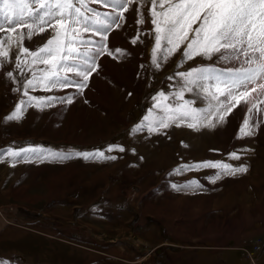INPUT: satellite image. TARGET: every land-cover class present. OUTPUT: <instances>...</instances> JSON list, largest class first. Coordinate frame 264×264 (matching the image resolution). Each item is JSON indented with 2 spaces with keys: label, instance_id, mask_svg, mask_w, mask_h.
Listing matches in <instances>:
<instances>
[{
  "label": "rangeland",
  "instance_id": "374dc122",
  "mask_svg": "<svg viewBox=\"0 0 264 264\" xmlns=\"http://www.w3.org/2000/svg\"><path fill=\"white\" fill-rule=\"evenodd\" d=\"M90 6L101 13L107 11L98 4ZM150 7V3L130 5L122 26L113 29L107 40L110 48H119L125 55L114 52L115 59L98 57V68L82 94L75 88L29 89V95L37 97L71 95V104L57 102L42 111L28 107L19 122H4L3 117L19 100H27L22 84L31 73L27 66L23 74L15 69V49L10 52V62L0 63V147L67 152L95 151L116 144L125 149L106 152L117 159L104 162L33 159L12 167L6 157L0 163V260L7 264H245L262 241L263 249L256 257L264 264V174L256 170V161L264 151V123L255 135L237 139L247 107L242 104L233 109L227 122L215 128L193 131L172 125L160 134L146 129L131 131L148 114L154 95L164 91L171 96L179 90L182 81L175 73L202 64L224 67L216 63V57H197L178 67L181 49L162 62L160 69L154 68L150 61L154 46ZM141 13L145 22L138 24ZM50 33L48 29L36 34L24 44L35 48L45 43ZM137 36V42L131 43ZM9 70L15 82L7 77ZM17 88L21 91L14 90ZM256 96L257 101L264 100ZM185 99L195 100L197 107L206 105L194 92H185ZM257 107L264 110V103L258 102ZM259 118L264 120V113ZM203 143L212 147L205 149L209 158L193 160L205 154L201 152ZM232 151L241 155L239 163L248 168L238 174L241 179L236 175L211 183L209 177L216 171L210 170L212 174L208 169L170 174L182 164L224 159ZM190 179L198 180L201 189L178 192L171 187ZM174 233L194 246L177 247L170 242ZM211 241L221 248L241 243L214 253L199 250L203 256L198 259L188 257L193 247ZM179 251L186 253L180 256Z\"/></svg>",
  "mask_w": 264,
  "mask_h": 264
},
{
  "label": "snow or ice",
  "instance_id": "6c2138e0",
  "mask_svg": "<svg viewBox=\"0 0 264 264\" xmlns=\"http://www.w3.org/2000/svg\"><path fill=\"white\" fill-rule=\"evenodd\" d=\"M138 2L151 5L150 31L154 33V46L150 61L154 68L160 69L162 62L181 52V49L182 59L178 67L197 57L204 60L216 57V63L224 67L202 64L175 73L182 81L179 90L171 96L164 91L154 95V103L148 114L131 131L136 133L146 129L150 134H160L162 129L172 125H183L193 131L215 128L227 122L233 109L243 104L247 108L237 139L255 135L256 129L264 123L259 118L264 110L258 108L257 103H264V100L248 97L252 93L264 97V0H0V33L5 34L0 36V63L10 62L13 59L10 52L15 49V69L23 74L27 66L31 73L30 78L22 84V94L27 100H19L14 110L3 117V121L19 122L28 107L42 111L57 102L71 104V95L37 97L29 95V89L39 88L50 92L75 88L82 94L98 68V57L108 55L115 59L114 52L125 55L123 50L108 46V35L122 26L124 13L129 11L130 5ZM90 4H98L107 11L101 13ZM136 11L140 13V8ZM144 22L141 13L137 23ZM48 29H51V33L45 43L35 48L25 46L26 39L30 40ZM92 36L99 39L93 40L90 38ZM138 38H133L131 43L135 44ZM39 65L46 67L39 68ZM6 75L15 82L11 70ZM168 79L173 80L174 77L169 76ZM14 90L21 91L20 88ZM185 92H194L206 102V106H194L195 100L185 99ZM170 100L175 102L169 103ZM114 150L125 151L116 144L95 151L8 148L0 154V163L5 162L6 157L10 158L8 163L12 167L20 162H32L33 159L39 162H63L82 158L85 161L104 162L117 159L116 155L105 154ZM241 151L247 152L249 149ZM229 157L232 160L241 159L237 151H232ZM200 169L217 170L209 177L211 183L248 171L246 164L234 166L222 160H206L182 164L170 174ZM171 187L179 192L188 189L195 191L202 186L198 180L190 179L185 184L173 183ZM0 264L7 262L0 260Z\"/></svg>",
  "mask_w": 264,
  "mask_h": 264
},
{
  "label": "crops",
  "instance_id": "0c3cea01",
  "mask_svg": "<svg viewBox=\"0 0 264 264\" xmlns=\"http://www.w3.org/2000/svg\"><path fill=\"white\" fill-rule=\"evenodd\" d=\"M184 130H186L185 128H184ZM6 152V150H5V147H0V154H3V153H5ZM241 156V155H240ZM212 160H222L223 162H225V163H233L232 165H234V166H239L240 165V163L239 162H241V159L240 160H232V159H230V157L228 156L227 158H225L224 157V159H220V158H213ZM243 161H244V157H243ZM238 163V164H237ZM210 170H215V171H217L216 169H208V171H210ZM210 172H212V174H213V171H210ZM207 178V177H206ZM237 178L238 179H241V177H240V175H237ZM206 183H209V180H207L206 179ZM163 227L165 228V230H166V232H167V234L169 233V234H171V230H168V228L166 227V225L164 224L163 225ZM175 232V231H174ZM177 234V233H176ZM175 233H174V236H173V240L172 241H170V242H173V243H175V245L177 246V247H180L181 249H187L186 247H188V248H190L189 246L191 245V246H194V244H189L188 242L190 241V240H185V239H183L182 237H180V234H177L176 235ZM140 242V241H139ZM215 242H213V241H211V242H205L204 243V245L203 246H198V247H193V249H192V251H189V256L188 257H190V258H196V259H198V256H203V255H201L200 254V251L199 250H203V249H207L206 251H210V252H219V251H222V250H228V248L229 247H232V246H234V245H236V244H238V243H241L240 241L239 242H233L234 243V245H229V246H225L224 247V245L222 246V247H224V248H221V246H218V244H214ZM227 247V248H226ZM191 249V248H190ZM184 253H186V251H179V254H180V256H183L184 255ZM177 254V253H176ZM205 256V255H204ZM207 256V255H206ZM205 256V257H206ZM207 258V257H206ZM212 261H214V259H212ZM198 264V263H197Z\"/></svg>",
  "mask_w": 264,
  "mask_h": 264
},
{
  "label": "bare ground",
  "instance_id": "6f19581e",
  "mask_svg": "<svg viewBox=\"0 0 264 264\" xmlns=\"http://www.w3.org/2000/svg\"><path fill=\"white\" fill-rule=\"evenodd\" d=\"M255 95H256V93H252V96L251 97H248V99H253V98H255ZM257 97V96H256ZM206 106V105H205ZM247 107H244V111H245V109H246ZM184 132V131H183ZM187 135V134H186ZM191 135V134H190ZM193 137H194V135H192ZM197 136V135H196ZM185 137V136H184ZM206 138V137H205ZM187 139V138H186ZM184 140V139H183ZM188 140V139H187ZM195 140V139H194ZM208 140V139H207ZM204 141V140H203ZM201 142V141H200ZM187 143V142H186ZM189 144H190V142H188ZM187 143V144H188ZM204 144V143H203ZM202 144V149H203V151H201V152H205V154H203V155H200V156H197V157H195V158H192L193 160H196L197 158H200V157H208L209 156V154H207L206 152L207 151H205V149H208V148H206V147H209V143H205L204 145ZM187 147H188V145H186ZM195 148H197V147H195ZM209 148H212V147H209ZM198 152V151H197ZM196 153V152H195ZM261 158L260 159H258L257 161H256V170H257V174H259V175H262V174H264V151H262L261 152ZM196 155H197V153H196ZM249 157V156H248ZM209 158V157H208ZM252 158V157H251ZM191 159V160H192ZM201 159V158H200ZM210 159H212V158H210ZM247 159V158H246ZM250 161V160H249ZM183 163V162H182ZM5 220V219H4ZM2 221V220H1ZM5 225V224H4ZM1 229V228H0ZM248 263V262H247ZM247 263H245V264H247ZM256 264H259L258 262L256 263Z\"/></svg>",
  "mask_w": 264,
  "mask_h": 264
},
{
  "label": "built area",
  "instance_id": "2783aa9c",
  "mask_svg": "<svg viewBox=\"0 0 264 264\" xmlns=\"http://www.w3.org/2000/svg\"><path fill=\"white\" fill-rule=\"evenodd\" d=\"M260 246V245H259ZM259 249V247L255 250V251H257ZM251 261V259L248 261V262H250Z\"/></svg>",
  "mask_w": 264,
  "mask_h": 264
}]
</instances>
